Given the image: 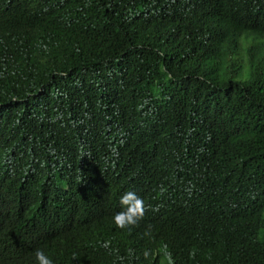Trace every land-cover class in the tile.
Masks as SVG:
<instances>
[{"label": "trees", "instance_id": "1", "mask_svg": "<svg viewBox=\"0 0 264 264\" xmlns=\"http://www.w3.org/2000/svg\"><path fill=\"white\" fill-rule=\"evenodd\" d=\"M264 0H0V264H264Z\"/></svg>", "mask_w": 264, "mask_h": 264}, {"label": "rangeland", "instance_id": "2", "mask_svg": "<svg viewBox=\"0 0 264 264\" xmlns=\"http://www.w3.org/2000/svg\"><path fill=\"white\" fill-rule=\"evenodd\" d=\"M263 215H264V213H263Z\"/></svg>", "mask_w": 264, "mask_h": 264}]
</instances>
